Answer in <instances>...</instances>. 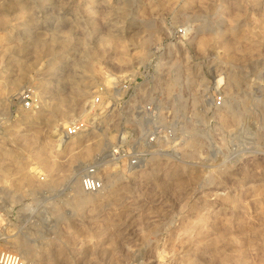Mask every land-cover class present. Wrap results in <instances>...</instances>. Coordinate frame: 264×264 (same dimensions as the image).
<instances>
[{
  "label": "rangeland",
  "instance_id": "rangeland-1",
  "mask_svg": "<svg viewBox=\"0 0 264 264\" xmlns=\"http://www.w3.org/2000/svg\"><path fill=\"white\" fill-rule=\"evenodd\" d=\"M117 143L134 173L79 202L83 167L127 164ZM0 186L27 264H264V0H0Z\"/></svg>",
  "mask_w": 264,
  "mask_h": 264
},
{
  "label": "built area",
  "instance_id": "built-area-1",
  "mask_svg": "<svg viewBox=\"0 0 264 264\" xmlns=\"http://www.w3.org/2000/svg\"><path fill=\"white\" fill-rule=\"evenodd\" d=\"M178 32H183L182 29H178ZM21 107L27 110H35L38 109L40 104V98L37 93L31 88H26L22 91L21 97ZM99 95L95 94L91 97L89 102H87L89 108L93 107L95 104L99 103ZM146 111L153 112L150 105L145 107ZM92 127L91 123H89L83 117H77L70 122H68L62 129V134L64 137L76 136L81 134ZM155 128V127H154ZM155 129L149 132L146 140L148 142L152 141L155 137ZM158 136V135H157ZM113 146V145H112ZM107 154H103L104 156H110L113 161H123L126 159L127 163L131 164L136 162L137 155L131 154L128 150H126L120 143L115 144L112 148H108L106 151ZM102 155V156H103ZM99 159L97 157L93 162L87 164L86 169L79 176V185L83 190L86 191H94L99 189L102 186V177L101 173H99ZM125 163V161H124ZM98 172V175L96 174ZM1 208V207H0ZM1 209H0V242L2 240V231L3 224L1 223ZM0 264H25L20 254L16 251L11 250L9 248H4L0 246Z\"/></svg>",
  "mask_w": 264,
  "mask_h": 264
},
{
  "label": "bare ground",
  "instance_id": "bare-ground-1",
  "mask_svg": "<svg viewBox=\"0 0 264 264\" xmlns=\"http://www.w3.org/2000/svg\"><path fill=\"white\" fill-rule=\"evenodd\" d=\"M108 80V79H107ZM20 81L19 78H15L13 80V84H18ZM106 81V80H105ZM115 90V89H114ZM117 91V89H116ZM85 94V89L84 88H80L78 89L77 91V95L79 97H82L83 95ZM210 99V98H208ZM42 104V103H41ZM229 106H230V100H226V99H223V104H221L220 106L219 105H215V108L217 109V112L215 113L216 114V117H219L220 119H222V121L224 123H228V120L227 118L229 117H225L224 114L226 112V114L229 113ZM221 110L224 111V114L223 112H221ZM230 114V113H229ZM227 116V115H226ZM231 121V120H230ZM138 123H139V119H138ZM231 125V124H230ZM94 129V128H92ZM95 129H100V132L98 133V136H97V139H96V142L95 144H88V145H85L83 148H81L80 150V154L82 156H88L90 155L93 151H95L97 149V147L99 146L100 142L102 141L103 138H106L107 139H111L112 136H113V133H111L112 130H108L107 127H102V124H99V126H95ZM79 135V134H78ZM63 141V140H62ZM63 143V142H62ZM102 165V166H101ZM101 167L100 169H104L103 171H105V173H103L101 175L102 177V186L97 189V190H94V191H86V190H83L79 183L76 184V197H77V200L79 202H82V203H85V204H91L93 206H99L100 204H102L107 198H108V195L113 192V187L116 185V178H118L119 176H122L124 175L125 173H127L126 175L128 176H131V174L134 173V170H132L131 168L133 167L132 165H130L129 163H124L122 164V167L121 169L119 170V172H112V171H107L105 170L106 168V165L104 164H98V168ZM86 169V166L83 167L82 170H80L78 172V176L77 178L79 179V176L81 173L84 172V170ZM96 174L98 175V172H96ZM76 178V179H77ZM77 179V180H78ZM116 190V189H115ZM75 192V191H74ZM11 194V189L7 188L5 189L4 187L0 186V198H1V202L3 203V208L5 209L6 213L7 211L9 210V208H5V202L8 203V201L10 200L9 199V195ZM11 196V195H10ZM14 239V238H13ZM12 240V239H11ZM16 240V239H15ZM8 242H10L8 240ZM12 245L14 244L11 243ZM18 244V243H17ZM20 244V243H19ZM21 245V244H20ZM17 246V245H16ZM23 247V246H22ZM11 250H14L16 251L18 254H20V256L22 257L23 261L25 264H27V260H29L30 256H27L24 254V252L20 251V250H17V249H12L10 248ZM27 249V248H26ZM29 252V251H28ZM32 257V256H31Z\"/></svg>",
  "mask_w": 264,
  "mask_h": 264
}]
</instances>
